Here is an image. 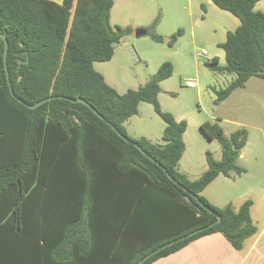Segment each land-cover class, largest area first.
I'll return each mask as SVG.
<instances>
[{"label": "trees", "instance_id": "16d2710c", "mask_svg": "<svg viewBox=\"0 0 264 264\" xmlns=\"http://www.w3.org/2000/svg\"><path fill=\"white\" fill-rule=\"evenodd\" d=\"M210 1L241 22L221 44L226 66L209 64L237 76L217 93L221 102L250 78L264 79V11L256 10L262 0ZM113 7V0H0V264H137L168 245L142 263L152 264L211 234L240 251L258 233L251 200L222 209L200 196L220 175L244 173L237 161L245 129L228 138L205 122L201 130L220 143L222 159L208 152V170L190 181L178 170L187 123L158 102L172 65L123 95L95 71L131 33L111 26ZM141 103L166 122L163 145L127 135L124 123Z\"/></svg>", "mask_w": 264, "mask_h": 264}, {"label": "rangeland", "instance_id": "374dc122", "mask_svg": "<svg viewBox=\"0 0 264 264\" xmlns=\"http://www.w3.org/2000/svg\"><path fill=\"white\" fill-rule=\"evenodd\" d=\"M113 1L111 26L129 28L131 33L114 46L111 61L95 63V71L123 95L147 85L163 64L172 65L173 74L161 83L158 102L164 113L187 123L186 150L178 170L190 181H197L208 170V152L216 161L222 159L220 143L209 140L201 130L205 122L218 123L228 138L245 129L247 145L237 161L244 173L220 175L200 196L222 209L231 205L238 210L251 200L254 223L263 227L264 79L250 78L244 88L236 89L228 99L219 102L217 93L226 90L237 76L215 71L209 65L217 59L220 67L226 66L221 44L239 28L240 20L210 0ZM256 10L264 11V0ZM138 29H146L149 34L138 37ZM179 31L182 34L169 45ZM166 127L149 103H141L138 114L124 123L129 137L147 138L154 145L164 144Z\"/></svg>", "mask_w": 264, "mask_h": 264}, {"label": "crops", "instance_id": "0c3cea01", "mask_svg": "<svg viewBox=\"0 0 264 264\" xmlns=\"http://www.w3.org/2000/svg\"><path fill=\"white\" fill-rule=\"evenodd\" d=\"M50 1L59 4L63 2ZM254 224L258 227V233L247 239L244 248L240 251L235 250L222 234L215 233L202 237L182 250L152 264H264V226Z\"/></svg>", "mask_w": 264, "mask_h": 264}, {"label": "water", "instance_id": "95a60500", "mask_svg": "<svg viewBox=\"0 0 264 264\" xmlns=\"http://www.w3.org/2000/svg\"><path fill=\"white\" fill-rule=\"evenodd\" d=\"M149 34V31L148 30H146V29H138L137 31H136V35L138 36V37H142V36H145V35H148ZM7 53H8V44L6 43V50H5V61H6V57H7ZM9 84H10V81H9ZM52 98H48V99H46V100H43L42 102H40V103H38V104H36V105H34V106H28L30 109H36V108H38L40 105H42L43 103H45L46 101H50ZM72 102H78V101H81V100H71ZM97 114V113H96ZM98 115V114H97ZM117 133H118V135L122 138V139H124L126 142H130V140L128 139V138H126L125 136H123L120 132H118L117 131ZM135 144V146H137L138 148H139V150L145 155V156H147L148 158H150V159H152L146 152H144L136 143H134ZM153 160V159H152ZM169 176V175H168ZM173 180V179H172ZM207 209L209 210V211H211L208 207H207ZM212 212V211H211ZM221 220H222V218H221V216H217V221L215 222V224L214 225H217V224H219L220 222H221ZM201 231V229H199V230H196V231H194V232H191V233H189L188 235H186V236H184V237H182L181 239H179V240H183V239H186V238H188V237H192L193 235H195V234H197V233H199ZM178 240V241H179ZM176 242V241H175ZM175 242H173V243H171V244H174ZM170 245V244H169ZM168 245H165V246H163V247H161V248H159V249H157L156 251H154V252H152L151 254H149L148 256H146L143 260H141V261H139L137 264H142L144 261H146L147 259H149L152 255H154V254H156L157 252H159V251H161L162 249H164L165 247H167Z\"/></svg>", "mask_w": 264, "mask_h": 264}, {"label": "built area", "instance_id": "2783aa9c", "mask_svg": "<svg viewBox=\"0 0 264 264\" xmlns=\"http://www.w3.org/2000/svg\"><path fill=\"white\" fill-rule=\"evenodd\" d=\"M206 55V53H204V56Z\"/></svg>", "mask_w": 264, "mask_h": 264}]
</instances>
